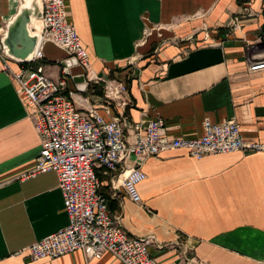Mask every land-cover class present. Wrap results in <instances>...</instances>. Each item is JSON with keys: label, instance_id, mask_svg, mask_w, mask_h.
Listing matches in <instances>:
<instances>
[{"label": "crops", "instance_id": "crops-1", "mask_svg": "<svg viewBox=\"0 0 264 264\" xmlns=\"http://www.w3.org/2000/svg\"><path fill=\"white\" fill-rule=\"evenodd\" d=\"M64 1L90 74L128 88L130 104L110 105V116L123 124L160 117L169 138L184 139L199 138L205 119H235L244 141L264 142V71H249L264 59V0ZM23 5L34 10L29 29L39 28L37 0H0L1 39ZM43 54L46 74L66 78L74 101L107 119L102 84L75 92L81 69L63 74L66 53L53 44ZM30 112L0 63V264H122L108 253L40 262L17 255L68 225L56 174H30L40 152ZM140 169V206L101 172L100 193L126 233L150 238L157 264H264V153L196 160L167 151Z\"/></svg>", "mask_w": 264, "mask_h": 264}, {"label": "built area", "instance_id": "built-area-1", "mask_svg": "<svg viewBox=\"0 0 264 264\" xmlns=\"http://www.w3.org/2000/svg\"><path fill=\"white\" fill-rule=\"evenodd\" d=\"M39 1L42 32L33 57L26 63L13 61L0 44L1 71L18 85L25 105L31 108L40 152L30 174H56L68 225L17 255L26 252L31 262H40L74 252L99 260L108 253L122 264H157L148 251L150 238L126 233L119 217L110 213L100 193L99 172L108 177L113 190L122 188L125 196L140 206L137 186L146 179L140 169L145 160L175 150H184L196 160L233 152L264 153V142L244 141L235 119L215 124L205 119L199 138L184 139L169 138L160 117L123 124L121 114L110 116V105L130 104L126 84L90 74L87 53L66 19L64 0ZM46 43L66 53L61 62L63 74L70 76L72 69H81L84 82L75 85V92L84 93L91 83L102 84L107 119L93 105L76 103L66 78L54 80L46 74L40 63ZM249 71H264V59L251 63Z\"/></svg>", "mask_w": 264, "mask_h": 264}, {"label": "water", "instance_id": "water-1", "mask_svg": "<svg viewBox=\"0 0 264 264\" xmlns=\"http://www.w3.org/2000/svg\"><path fill=\"white\" fill-rule=\"evenodd\" d=\"M39 17L40 26L38 29L30 30L31 16L34 10L29 6L23 5L20 7L16 17L6 27V34L3 39L0 38V44L3 52L11 60L26 63L29 61L38 47L40 34L42 32L41 12L42 7L39 0ZM73 80L76 83H83V76H75Z\"/></svg>", "mask_w": 264, "mask_h": 264}, {"label": "trees", "instance_id": "trees-1", "mask_svg": "<svg viewBox=\"0 0 264 264\" xmlns=\"http://www.w3.org/2000/svg\"><path fill=\"white\" fill-rule=\"evenodd\" d=\"M88 89H93V86L92 85H89L88 86ZM96 95H101V92H97V94ZM99 176V175H98ZM99 180L101 181L102 179H101V177L99 176ZM101 185V184H100Z\"/></svg>", "mask_w": 264, "mask_h": 264}]
</instances>
